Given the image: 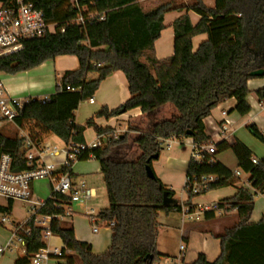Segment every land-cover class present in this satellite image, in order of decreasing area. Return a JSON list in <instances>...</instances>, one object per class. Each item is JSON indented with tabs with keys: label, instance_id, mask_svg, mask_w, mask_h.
Returning <instances> with one entry per match:
<instances>
[{
	"label": "trees",
	"instance_id": "1",
	"mask_svg": "<svg viewBox=\"0 0 264 264\" xmlns=\"http://www.w3.org/2000/svg\"><path fill=\"white\" fill-rule=\"evenodd\" d=\"M12 1L0 0V4L6 6ZM26 1L42 12L48 24L55 25V32L28 40L21 50L1 57L0 74L28 71L59 56L76 57L78 68L64 72L55 92L45 100L29 99L14 124L37 145L48 136L64 144H83L86 128H93L97 136H107L102 147L86 151L79 161L94 159L100 165L108 207L99 211L96 220L103 226L113 223L109 227V247L95 255L89 244L75 238L72 229L56 227L53 235L71 251L69 264H155L163 257L157 250L160 213H180L182 206L193 208V198L234 186L238 179L233 174L216 175L218 181L202 193L192 195L187 191L188 201L182 205L155 174L149 179L145 168H152L157 160L154 157H159L165 141L171 138L190 139L198 146L212 144L204 120L219 104L233 99V112L241 118L248 115L247 83L264 79V74L252 76L253 72L264 71V0H214L213 7L203 0H192L189 6L170 1L150 10L138 0H76V4L71 0ZM173 12L180 14L172 23L174 52L169 59L158 61L154 44L165 29V16ZM88 14L95 17L83 26L75 23L79 15L86 18ZM190 14L199 17L196 24ZM199 35L207 39L193 52L192 40ZM114 72L124 74L130 98L114 110L103 107L96 118L109 120L136 108L150 116L166 105L173 107L174 114L153 121L145 130L129 126L128 132L116 140L108 138L112 131L97 126L94 118L84 126L76 125L74 114L80 103L92 99L101 82ZM91 74L97 77L88 80ZM255 93L264 104V88ZM246 129L264 144V136L255 125ZM129 132L138 133L134 160H127L132 155L120 153ZM215 148L217 153L232 151L238 170L247 176L254 191L237 187L234 196L220 200L215 209L204 214L210 221L217 212L236 211L238 221L215 236L221 243L216 261L210 263L199 254L191 264H264V220L249 224L254 199L264 194V158L253 164L252 152L239 141L233 145L222 141ZM4 154L11 156L14 168L24 169L23 139L0 130V157ZM215 166L193 167L198 172H187L186 176ZM164 194L172 198L167 206H163ZM59 202L65 203L64 198L50 196L39 213L61 214L56 207ZM12 206L13 201L8 200L5 207H0V214L10 215ZM27 226L30 233L24 239V256L14 264H29L30 257L42 248L39 230L31 220Z\"/></svg>",
	"mask_w": 264,
	"mask_h": 264
},
{
	"label": "crops",
	"instance_id": "2",
	"mask_svg": "<svg viewBox=\"0 0 264 264\" xmlns=\"http://www.w3.org/2000/svg\"><path fill=\"white\" fill-rule=\"evenodd\" d=\"M203 1L208 7H213L214 5V0H209L208 3L205 2V0ZM173 13H175V15L172 17L169 23H166L165 22L166 19H165L164 21L165 29L161 32L160 38L154 44L155 55L158 61L169 59L174 52L173 51L174 31L172 28V23L180 16V14L176 12ZM190 18L193 24H196L199 20V17L195 14H190ZM206 39H207L206 35H199L194 37L192 40L193 52H195L198 46ZM77 68H78V60L76 57L59 56L52 60L46 61L40 66L30 69L28 71L20 72L14 75H4V74H0V75L4 83V87L9 95L19 98L41 99L44 97H48L55 92V87L59 83V80L64 72L73 71L76 70ZM96 77H97L96 74H91L88 76L87 79L93 80ZM247 87L249 90L247 101L250 105V112L248 113L247 116L241 118L235 112H233L235 101L231 99L222 104H219L214 110H212L210 116L204 120V125L206 129V134L211 138L212 144L215 145L216 143L224 141L220 130L221 123L223 122V117L221 113L224 111L227 112V114L229 115V120H231L232 123L228 126V130H229L228 136H230V140L227 141L226 143H228L229 145H233L236 141H239L252 152L254 159L261 160L264 158V144L258 143V140H256L254 137L250 135L246 127L248 125H255L264 136V104L258 101V98L255 93L257 90L264 88V79L254 78L252 80H249L247 83ZM129 98L130 95L128 92V85L124 74L122 72H114L113 74H111L101 82V84L98 87V90L92 97V102L84 101L80 103L78 109L74 114V123L79 126H84V124H86V122L89 119L94 118V122L97 126L104 129L109 128L112 131L111 136H117L118 139V137L120 136L123 137V135L128 132L129 126L135 127L139 130H145L153 121L168 119L175 112L172 106L166 105L160 108L154 115H150V116L142 114L140 109L136 108L118 117L111 118L109 120L95 117V115L103 107H106L109 111L114 110L120 107L122 104H124ZM91 129L93 131L92 133L89 132L90 130L84 131L83 144L89 145L92 144L95 140L100 139L104 145L106 143L107 136L104 135L97 136L94 129L93 128ZM111 136H108V138L109 137L111 138ZM137 137H138V133L129 132L128 139H131V142L129 143L127 141L125 146L120 147V153L123 155H133L135 157V155L138 154L136 146L134 144V141L136 140ZM51 138H55L57 141H59V139H57L54 136H48L47 140L50 142ZM174 142H176V144L180 146L181 150H179V152L182 153L185 151L186 148H188L189 153L191 154L190 145L192 143V140L184 139L183 141L179 140ZM60 143L61 145L58 144H54V145L62 146L64 144L63 142ZM215 158H216V166L214 168L202 169L200 172L201 173L207 172L213 175H221V174H233L236 171H240L237 168V160L231 150H226L224 152L217 153ZM171 160L172 162H174V164H178L177 169L180 172L184 173L185 174L184 176H186L187 172H198L197 169H194L193 167L190 166L189 162L188 165H186V160L181 156L178 157L176 155L172 156ZM153 164L154 161L152 162V165ZM70 170L72 171V169ZM97 172H99V175L101 176V180L103 182V178L100 173L99 163L97 167ZM72 174L75 184H84L86 187L95 189L98 197L91 200L90 204L94 200H99L101 198V194H99L100 193L99 187H95L91 185L90 181H88V177H80L74 174L73 171ZM246 178L247 176L245 174H242L240 180ZM159 180L163 183V185L166 186L167 189L173 191L172 190L173 188L171 186L166 184L162 179ZM238 181L234 186L211 190L203 195L197 196L190 201V204L194 207L209 206L213 203L219 202L220 200L230 198L234 196V194L236 193L237 187H242L240 185V182ZM48 184L50 186V195H51L50 182H48ZM31 190L33 191L32 187ZM35 193L38 192L35 191ZM174 197L175 196H173V199L178 201L182 205L188 201V196L184 190V185L182 187L180 197L178 199ZM7 201L8 200H5L4 204L0 203V207H5ZM90 204H87L86 206L77 204L79 207L83 208L85 212L84 214L85 218L89 210L95 211L92 207L89 206ZM177 214L180 216V218L172 219V217H166V219H164L171 221V223L174 225L172 229L170 227L171 232L175 233L172 234L170 237L171 242L175 245L174 252L168 249L169 248L167 244L168 242L166 239L163 238V233L165 234L164 231L165 229H163L159 233L157 250L158 253H160L163 256L162 258L164 259L163 261L164 264H191L196 260L199 254H204L206 260L210 263L216 261L221 255V243L219 239L215 238V236H220L226 229L233 227L238 221V216L236 211L217 212L215 214V218L210 221L205 220L204 216L201 217L198 221H184L182 220L180 213ZM72 217H70L69 219H72ZM262 220H264V194H258L254 199V208L250 216L249 224H257ZM88 223L90 226L89 221ZM0 225L4 226L5 224L0 223ZM10 226L12 227V230L10 231L11 237L9 239H11V242L13 243L11 251L13 252L14 249L19 246L23 249L25 253V247L19 244L15 238H12L14 227L12 225ZM60 228L72 229L75 238L80 242L89 244L91 246L92 253L95 255L103 254L109 247L111 231L109 232V235L105 237L103 244L101 246L99 245L96 246L94 237L90 236V238H87L77 235L75 233V228L72 222H63L61 223ZM103 228L108 229L102 227L98 233H100ZM53 242L54 244L55 243L61 244L59 239L56 237H54ZM181 244L185 245V249L183 253H180L179 251Z\"/></svg>",
	"mask_w": 264,
	"mask_h": 264
},
{
	"label": "built area",
	"instance_id": "3",
	"mask_svg": "<svg viewBox=\"0 0 264 264\" xmlns=\"http://www.w3.org/2000/svg\"><path fill=\"white\" fill-rule=\"evenodd\" d=\"M185 5L192 4V0H184ZM76 4V0H71ZM94 14H88L86 18L79 15L75 20L77 25L83 26L86 20H91ZM101 19V18H100ZM55 25L48 24L41 11L34 8L26 0H13L10 4L2 6L0 4V58L15 53L23 48L24 42L42 38L46 34L54 33ZM63 32V31H61ZM69 90V88H68ZM47 97L41 98L45 100ZM34 98H19L7 93L0 75V128H11L15 130V135L23 139V149L25 150V167L20 170L14 168L11 156L4 154L0 157V198L10 201H20L28 206L29 218L24 223L15 224L8 216L0 219L1 224H9L14 227L12 238L25 247V238L30 233L28 221L33 222V226L39 230V237L42 248L30 257L29 264H69L68 258L71 251L61 245L51 244L56 227H60L66 219L72 217V205L80 204L86 206L91 200L97 198L95 189L86 187L84 184H75L70 175L72 165L79 161L88 150L100 148L103 143L100 139L92 144H76L69 142L62 146L52 145L47 138L37 145L26 133L21 131L14 124L15 118L24 104ZM92 102V99L88 100ZM223 122L220 130L224 141H229L230 136L228 126L232 123L227 112H222ZM110 138V137H109ZM117 139V136H111ZM178 141L171 138L165 141V146L171 148V144ZM191 154L189 164L192 167H212L216 165L217 150L214 144L190 145ZM253 164H257L256 159H252ZM241 171L233 173V177L239 179L243 188L254 191L247 179L240 180ZM39 180H48L51 185V197H62L65 203H57V209L62 212L58 215H43L39 211L43 208L45 201L34 199L32 194V183ZM218 181V176L207 173H192L190 177L185 176L184 190L192 195H198L206 190L208 185ZM216 203L209 206H197L190 208L182 206L180 215L184 221H198L208 211L215 209ZM86 217L90 222L92 234H97L102 227L108 228L113 223L102 225L96 220V214L89 210ZM57 223V225H56ZM12 242L9 239L4 247L0 248V256L6 251L12 250ZM185 245L181 244L179 251L183 253Z\"/></svg>",
	"mask_w": 264,
	"mask_h": 264
},
{
	"label": "rangeland",
	"instance_id": "4",
	"mask_svg": "<svg viewBox=\"0 0 264 264\" xmlns=\"http://www.w3.org/2000/svg\"><path fill=\"white\" fill-rule=\"evenodd\" d=\"M172 1L173 5H185L184 0H138L140 5L145 10L153 9L161 4L168 3ZM209 0H205V2L208 3ZM175 15V13H169L166 15V23H169L172 17ZM5 75V74H4ZM91 78V77H90ZM102 119V118H101ZM104 119V118H103ZM85 125V124H84ZM0 130L4 133H6L9 136L15 135L14 129H7L5 127L0 128ZM86 130H90L89 132H93L91 128H86ZM184 140V139H183ZM182 140V141H183ZM60 141V140H59ZM55 138H51L50 143L61 145V141L59 142ZM127 141L130 143L131 139H128ZM258 143H260L258 141ZM52 144V145H53ZM181 150L180 146L176 144V142H173L171 144V149L167 150L165 144L162 146V150L160 151V156L158 160L154 161V164L152 165V170L155 174V176L159 179H162L166 184L171 186L174 193V198H179L181 195L182 187L184 185V178L185 174L180 172L177 169L178 164H174L172 162L171 157L172 156H181L186 160V165H188L190 153L189 149L186 148L184 152H179ZM130 156V155H129ZM136 157L133 155L128 157L127 160H134ZM98 162L94 159H89L87 161H76L72 165V171L74 174L80 176V177H88V181H90L91 185L95 187H99L101 198L99 200H94L93 202H90L89 206L92 207L95 211V213H99L100 210H103L107 207L108 202L106 198V192L103 185V182L101 180V176L99 175V172H97ZM49 181L47 180H39L32 183L33 188V197L36 200L39 201H45L49 198L50 195V186L48 184ZM170 188V187H169ZM38 192V193H35ZM0 203H5V200L0 198ZM72 211L74 213L72 219H66L64 222H72L75 228V233L81 237H87L90 238V236L94 237L96 246H101L104 242V239L107 235H109L110 229H102V231L96 235H92L90 232V226L88 223V218L84 217V210L83 208L79 207L77 204H74L72 206ZM4 215L0 214V219ZM11 222H14L15 224L18 223H24L29 218L28 213V206L20 201H13L12 206V213L11 215H8ZM166 217H172V219L180 218V216L173 212L170 215L166 216L163 213H160L158 222L160 224L159 232L165 229V234L163 233V238L167 240V244L169 246V250L174 252L175 251V245L171 242L170 237L172 234H175L174 232H171V229L173 228V224L169 220H164ZM171 219V218H170ZM198 223V222H196ZM167 224V225H166ZM12 230V227L8 224H5L4 226L0 225V248L4 247L11 237L10 231ZM163 231V232H164ZM54 240V239H53ZM53 245H61L57 244L52 241ZM24 251L21 247H17L14 249V251H6L5 254L0 256V264H14L15 260L23 257ZM164 259L162 258L160 261L156 262L155 264H164Z\"/></svg>",
	"mask_w": 264,
	"mask_h": 264
},
{
	"label": "water",
	"instance_id": "5",
	"mask_svg": "<svg viewBox=\"0 0 264 264\" xmlns=\"http://www.w3.org/2000/svg\"><path fill=\"white\" fill-rule=\"evenodd\" d=\"M263 74H264V71L259 70V71L253 72L252 76L253 77H262ZM154 159L155 160L158 159V156H155ZM145 170H146L147 177L149 179H154V172H153L152 168L149 165L146 166ZM171 202H172V198H169V197H167L166 194H164V196H163V206H167V205L171 204Z\"/></svg>",
	"mask_w": 264,
	"mask_h": 264
}]
</instances>
